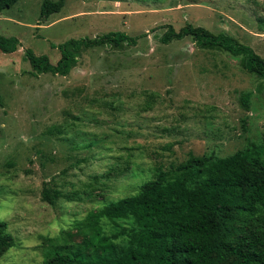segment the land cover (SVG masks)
Segmentation results:
<instances>
[{
	"label": "rangeland",
	"instance_id": "rangeland-1",
	"mask_svg": "<svg viewBox=\"0 0 264 264\" xmlns=\"http://www.w3.org/2000/svg\"><path fill=\"white\" fill-rule=\"evenodd\" d=\"M42 1L0 14V35L19 40L0 53V222L14 240L0 264H42L49 239L190 154L223 159L264 142V82L240 59L189 37L160 43L168 26L189 23L264 59V0H64L45 22ZM110 31L142 37L81 51L65 77L33 73L24 57L55 65L50 44ZM247 91L249 112L239 104ZM44 188L59 193L54 205Z\"/></svg>",
	"mask_w": 264,
	"mask_h": 264
},
{
	"label": "trees",
	"instance_id": "trees-1",
	"mask_svg": "<svg viewBox=\"0 0 264 264\" xmlns=\"http://www.w3.org/2000/svg\"><path fill=\"white\" fill-rule=\"evenodd\" d=\"M18 1L0 0V14ZM64 3L43 0L41 21L59 13ZM141 37L110 31L50 44L60 53L55 65L29 49L24 57L33 73L65 77L81 51L135 46ZM186 37L199 48L219 49L240 59L246 73L264 82V59L225 33L187 23L178 31L168 26L160 43ZM18 46L17 38L0 35V53H14ZM251 97V91L239 96L246 112ZM246 122L244 117L243 130ZM41 197L52 206L59 193L44 188ZM49 242L42 264H264V142L250 141L223 159L190 154L142 183L135 194L89 211ZM13 246L7 224L0 222V256Z\"/></svg>",
	"mask_w": 264,
	"mask_h": 264
}]
</instances>
